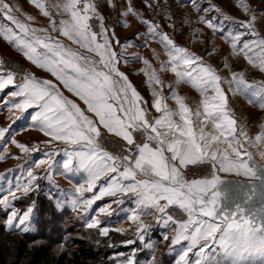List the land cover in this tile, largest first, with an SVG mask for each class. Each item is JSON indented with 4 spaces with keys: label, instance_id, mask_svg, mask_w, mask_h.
<instances>
[{
    "label": "snow or ice",
    "instance_id": "6c2138e0",
    "mask_svg": "<svg viewBox=\"0 0 264 264\" xmlns=\"http://www.w3.org/2000/svg\"><path fill=\"white\" fill-rule=\"evenodd\" d=\"M107 2L115 6L113 0ZM30 3L47 18L48 26H33L32 15L16 17L12 6L0 0V15L9 22L0 23V38L33 65L51 73L58 83L14 71L0 59V93L13 89L0 104L12 123L34 110L31 121L49 138L42 143L65 145L62 151L66 159L60 165V174L66 178L84 175L83 183L73 185L74 194L64 193L72 210L88 212L104 196L113 197L111 203L123 205L122 196L131 194L136 207L121 208L135 225L136 240L127 244L139 241L146 248L153 247L145 239L151 225L142 216H154L157 224L172 229L169 251L175 252V264H264V124L254 136L249 135L247 125L231 108L229 97V93L242 96L250 105L264 110V80H250L242 71L222 76L204 57L179 46L167 33L160 32L158 25L141 18L148 35L158 39L167 56L159 69L149 59L142 60L145 67L140 71L153 86L151 109L157 115H150L144 106L148 102L119 68L121 53L115 46L129 45H121L115 31L105 26L94 0ZM238 7L248 20L235 21L225 15L220 23L203 16L201 22L214 33L219 32L233 54L264 73V35L255 30L257 15L247 0H239ZM212 10L220 12L215 6ZM123 14L139 16L132 7ZM153 54L159 57L155 50ZM167 71L174 74L176 86L167 85L172 89L170 95H164L165 83L160 78V73ZM181 84L190 85L198 99L192 101L181 95ZM60 86L83 107L66 97ZM10 129L11 124L0 127V140ZM108 137L116 149L106 147ZM11 143L23 153L39 151L37 146L14 138ZM60 151L53 147L44 153L46 159L35 162V168L46 166L43 177L29 170L26 182L17 180L0 198V206L8 211V228L30 230L34 207L20 213L12 201L17 193L28 194L37 188L38 179L53 182L54 158ZM190 166L206 167L210 175L188 179L185 170ZM102 177H107V182L99 194L84 198ZM98 211L106 215L113 212L111 204ZM100 223L92 216L87 227L97 228ZM108 232L107 227L100 228L101 235ZM163 239L167 241L169 236ZM136 252L133 248L121 264H138Z\"/></svg>",
    "mask_w": 264,
    "mask_h": 264
},
{
    "label": "rangeland",
    "instance_id": "374dc122",
    "mask_svg": "<svg viewBox=\"0 0 264 264\" xmlns=\"http://www.w3.org/2000/svg\"><path fill=\"white\" fill-rule=\"evenodd\" d=\"M94 2L97 5L99 14L104 18L105 26L109 30L115 31L121 45H129L126 48H122L119 45L115 46V50L121 53L119 68L128 76V79L129 77H135L136 79L135 75L137 72L139 74L140 69L145 67L142 63L143 59H149L157 69H159L162 61H167V56L164 55L158 39H153L149 36L147 25L141 23V18H143L158 25L159 31L167 33L179 46L187 47L190 51L204 57L206 63L210 62L211 58H214L218 62L219 73L222 76H229L230 71H242L250 80H264V73H261L258 68L248 65L242 56L233 54L229 45L221 38V34L219 32L214 33L211 29H208L200 19L203 16L220 23L223 16L226 15L235 21L248 20L249 16L238 7L239 0H113L115 6L110 5L107 0H94ZM247 2L257 15L255 30L264 35V0H247ZM149 4L151 7L148 6ZM212 6L219 8L220 12L213 11ZM128 7H132L139 16L124 15L123 13L126 12ZM92 23L94 27H98L97 21ZM223 23L225 26H230L227 21ZM241 31L243 30L241 29ZM60 39L64 38L61 37ZM245 39H251V37L246 36ZM10 46L12 45L0 38V59L5 61L8 68L22 74H33L40 80L49 79L54 83H58L50 77V74L48 76L42 75L40 69H37L35 65L27 61L23 54L17 51L14 46ZM153 50L159 53L158 58L154 56ZM209 53H212V55H209ZM225 63L229 65V68L223 67ZM163 73L172 74L169 82L173 85L174 74L171 71H167L160 73V75ZM136 82H138L137 79ZM60 87L66 96L65 89L62 86ZM11 90L13 89L7 88L0 93V100L6 99L7 93ZM229 97L230 105L235 110L240 122L249 125L250 133L254 136L260 130V125L264 124V110H261L258 105H250L242 96L229 95ZM32 111L34 110H29V113L25 114L22 119L12 123L7 109L3 104H0V127H8L11 124L10 133L6 134L4 140H0V156L4 157V159L0 160V198L7 194L10 188L14 187L17 180L20 183L26 182L27 171L29 170H33L38 176L43 177L46 166L35 168V162L40 159H46L47 157H45L44 153L50 151L53 147L61 150L59 156L54 158L56 165L53 169V182L43 178L38 179L35 182L38 185L37 188L28 194L17 193V199L12 201L13 207L20 213L28 207H34L33 222L30 225L29 232L36 233L38 232V218L43 213L41 212V205L37 201L38 197H44L47 201H52L57 207L54 200L55 195L51 192L52 188L55 189L52 184L66 183L67 179L60 174L63 171L60 165L62 164V155L64 156L62 150L65 145L60 142H53L52 145L42 143V141L49 138L45 137L38 126L31 121L30 114ZM12 138L30 147L35 145L39 148V151L23 153L11 143ZM4 149H7V151L5 152ZM200 167L203 169V173L191 175L188 173V168L185 170L186 177L192 179L210 175L208 168ZM31 193H34L33 197H30ZM71 212L73 216L64 220V226L72 227L74 231H77L82 224V227L87 229L84 218L78 213ZM87 235L92 236L91 233H87ZM69 237H80V235L75 232L73 236L70 235ZM128 240L136 239L131 238ZM128 240L115 246H109V248L115 250L112 255L115 264H121L124 258L131 254L133 248L137 249L136 259L138 264H171V258H173L172 264H175V254L168 253L166 249L168 244H170V239L165 241L156 238L151 241L152 248L144 247L139 241L129 245L126 243ZM153 257L155 258L154 260Z\"/></svg>",
    "mask_w": 264,
    "mask_h": 264
},
{
    "label": "trees",
    "instance_id": "16d2710c",
    "mask_svg": "<svg viewBox=\"0 0 264 264\" xmlns=\"http://www.w3.org/2000/svg\"><path fill=\"white\" fill-rule=\"evenodd\" d=\"M37 201L43 213L38 218L36 233L8 230V211L0 206V264H115L112 259L115 250L109 246L131 239L115 231L103 236L99 229H86L81 223L74 231L64 226V220L73 216L70 210H59L44 197H38ZM75 232L80 237L70 238ZM171 261L172 264L173 258Z\"/></svg>",
    "mask_w": 264,
    "mask_h": 264
},
{
    "label": "crops",
    "instance_id": "0c3cea01",
    "mask_svg": "<svg viewBox=\"0 0 264 264\" xmlns=\"http://www.w3.org/2000/svg\"><path fill=\"white\" fill-rule=\"evenodd\" d=\"M6 2L12 6V8H13L12 14L15 15L16 17H18L20 19H24L26 15H32L33 17H35V21L33 22V26H36V27H47L48 26L47 18H44V17L39 15L38 10L30 3V0H6ZM0 23H9V22L6 21L2 15H0ZM53 35H56V34L53 33ZM4 42H6V41H4ZM64 42L66 44H69L70 46L74 47V45H71L70 42H68L67 40H64ZM9 45H11V44H9ZM10 47H12V46H10ZM210 60L211 61L207 62V64L212 65L213 67H215L219 71L218 62H216V60L214 58H211ZM134 64H135V62H134ZM36 68L40 69V73L42 75L48 76L50 74V77L52 79H55L51 75V73L46 72L45 70H43L39 67H36ZM135 70H136V68L134 69V72H135ZM120 71H121V68H120ZM135 76H136V79L138 80L139 84H138V82L135 83V81H136L135 77L134 78L129 77V81L137 89V91L143 97L144 101L148 102L144 106L149 109L150 115H157L155 113L154 109H151V103L153 101V95H152L153 86L149 85L147 77L144 75L143 72L140 71L139 74L137 72V74ZM171 76H172V74H169V73H163L160 75V78L165 83V87L163 88L164 95H170V92L172 90V89L167 87V85L171 84L169 82V78ZM174 85L175 84H173V86ZM224 86H225L224 88L227 89L228 86L226 84ZM174 87H176V86H174ZM65 91H66L65 94H67L66 97H68L69 99L75 100L77 103H80L81 106L83 107L82 102L79 101L78 98L74 97L66 89H65ZM178 91L181 95L188 97L189 100L195 101L198 99V93L194 89H192L190 85L181 84L178 86ZM229 95H232V94L229 93ZM168 103L171 107H175V104L173 101L169 100ZM247 131H248L249 135H251L249 125H247ZM111 140H112V138L108 137V138H106L105 143H107L109 141L111 142ZM110 149L112 150V148H110ZM65 159H66V157L62 155V162ZM66 179H67L66 183L62 182L61 184H59V183L58 184H52L55 187V189L52 188L51 192L55 195L54 200H55V203H56L59 210L69 209V210L73 211L71 204H70V201H69V197L65 196L64 193L67 192L69 194H74L75 189H74L73 185L77 184V183H83L84 182V175L83 174L74 175V176L68 177ZM106 182H107V177H102L101 180L97 182V186H96V188L93 189V192H91V193L85 192L84 193V198H91L94 194H99L100 187L104 186L106 184ZM113 199H114L113 197L104 196L102 199L96 201L95 204L92 205V209L89 210L88 212H84L83 210L73 211V212L80 214L84 218L86 224L90 221V218L92 216L97 217L101 221L100 225L97 228L100 230V228L107 227L109 229L108 234L111 231H115V232L121 233L123 235H129L130 238H132V239H134V238L136 239L135 225H131L130 222L126 218L127 213L125 211H121V208H123L125 210H130V209L135 208L136 207L135 198L131 194H129L128 196H122V199L124 200L123 205H116L114 203H111ZM58 202H61L59 204V206H58ZM109 204H111V208L113 210L112 215H106V214L100 213L98 211V209L100 207L107 206ZM142 220L146 224L151 225V229L145 237L146 241L151 242L158 237H161V239L164 240L163 237L165 235H168L169 239H171L172 229L170 226H165L162 223L157 224L154 216H147V215L142 216ZM117 229H123V231H117ZM8 230H19V229L8 228ZM107 235H103V236H107ZM169 245L170 244H168V247H166L168 253H170ZM171 253L175 254V252H171Z\"/></svg>",
    "mask_w": 264,
    "mask_h": 264
},
{
    "label": "built area",
    "instance_id": "2783aa9c",
    "mask_svg": "<svg viewBox=\"0 0 264 264\" xmlns=\"http://www.w3.org/2000/svg\"><path fill=\"white\" fill-rule=\"evenodd\" d=\"M108 143H110V144H108ZM105 144H106V147L109 148V150H111L110 148H112V150L116 149V145L114 143H112V140H111V142L109 141ZM188 173L191 175H199V174L203 173V169L200 166H190L188 169Z\"/></svg>",
    "mask_w": 264,
    "mask_h": 264
}]
</instances>
